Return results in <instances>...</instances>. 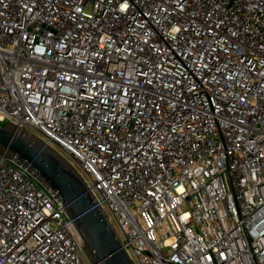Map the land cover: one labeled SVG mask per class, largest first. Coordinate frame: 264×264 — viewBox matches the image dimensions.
<instances>
[{
	"label": "built area",
	"instance_id": "obj_1",
	"mask_svg": "<svg viewBox=\"0 0 264 264\" xmlns=\"http://www.w3.org/2000/svg\"><path fill=\"white\" fill-rule=\"evenodd\" d=\"M83 177L133 264H264V0H0V128ZM0 264H92L0 152Z\"/></svg>",
	"mask_w": 264,
	"mask_h": 264
},
{
	"label": "water",
	"instance_id": "obj_2",
	"mask_svg": "<svg viewBox=\"0 0 264 264\" xmlns=\"http://www.w3.org/2000/svg\"><path fill=\"white\" fill-rule=\"evenodd\" d=\"M26 169L55 198L72 221L92 264H133L83 177L39 139L0 128V152Z\"/></svg>",
	"mask_w": 264,
	"mask_h": 264
},
{
	"label": "rangeland",
	"instance_id": "obj_3",
	"mask_svg": "<svg viewBox=\"0 0 264 264\" xmlns=\"http://www.w3.org/2000/svg\"><path fill=\"white\" fill-rule=\"evenodd\" d=\"M28 133L33 135V136H36V137L38 136V135H36V133H33V132L29 131V130H28Z\"/></svg>",
	"mask_w": 264,
	"mask_h": 264
}]
</instances>
